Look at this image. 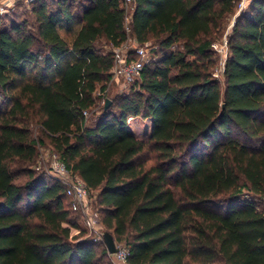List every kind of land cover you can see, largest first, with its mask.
Returning a JSON list of instances; mask_svg holds the SVG:
<instances>
[{
	"label": "trees",
	"instance_id": "trees-1",
	"mask_svg": "<svg viewBox=\"0 0 264 264\" xmlns=\"http://www.w3.org/2000/svg\"><path fill=\"white\" fill-rule=\"evenodd\" d=\"M240 1L34 0L31 24L0 27V264H113L72 236L64 186L31 170L42 148L95 197L127 264H264V0L235 18L214 77ZM129 38L151 43L149 63L98 108Z\"/></svg>",
	"mask_w": 264,
	"mask_h": 264
},
{
	"label": "built area",
	"instance_id": "built-area-1",
	"mask_svg": "<svg viewBox=\"0 0 264 264\" xmlns=\"http://www.w3.org/2000/svg\"><path fill=\"white\" fill-rule=\"evenodd\" d=\"M13 0H0V14L4 11L2 7H8ZM26 3H31L34 0H23ZM126 6L131 4L133 0H124ZM247 1L241 0L238 5L237 15L246 9ZM3 3V5H2ZM129 18H126L125 31L129 33ZM234 24V23H233ZM215 51L223 54L224 59L221 62L222 71L227 55L226 38L222 44L213 45ZM152 50L151 43L139 44L136 40L129 38L120 47L113 49V67L110 71V82H120L123 88H129L139 81L144 67L149 63L150 53ZM97 95H100L99 93ZM87 112L83 116L87 119ZM42 151V150H41ZM47 156L50 163V170L53 178L60 182L65 188V195L68 200L69 209L78 214L84 224V229L87 231V236L91 241L98 243L103 242V230L99 221L97 212L92 208L90 194L83 181L77 176L72 175L65 164L60 160L59 156L47 150ZM74 232V231H73ZM72 232V234H73ZM75 233L74 235H77ZM115 242V241H114ZM115 253L108 255L113 264H127L129 250L124 244L115 242Z\"/></svg>",
	"mask_w": 264,
	"mask_h": 264
},
{
	"label": "rangeland",
	"instance_id": "rangeland-1",
	"mask_svg": "<svg viewBox=\"0 0 264 264\" xmlns=\"http://www.w3.org/2000/svg\"><path fill=\"white\" fill-rule=\"evenodd\" d=\"M247 3H249V1H247ZM3 5V3H2ZM2 9L4 10L1 14H0V27L3 26H9L10 22H22L24 20H26L28 23H32L33 17L31 15V6L24 2L23 0H13L12 3L9 4L8 7H2ZM238 10V7H237ZM237 12L234 14V16L230 17V19L226 22L223 34L220 37H217L216 41L214 42L213 45L215 44H222V42L224 41L225 38H227V35L230 33L232 27H233V23L235 21V18L237 17ZM213 50L215 51V49L213 48ZM216 53V57H217V64H216V69L214 72V77L217 78L218 80L221 81V83H223V77H222V66H221V62L223 61L224 57V51L222 52L223 54H219L215 51ZM151 54V53H150ZM227 56V55H226ZM129 90V88H123L122 84L120 82H108L106 85V90L105 92H103V94L100 96L102 99L99 100L98 102V108L99 107H103L104 108V104H105V100L108 99L111 102L116 100L121 94L127 93ZM100 94V92H98ZM92 117L90 116V114L87 115V124H90L92 122ZM128 126L129 128L135 133L138 134L139 136H142L143 138H146L147 135H149V131H150V122L147 120H142V119H136L134 121H129L128 122ZM31 133L32 136L35 138L39 137V128L35 125L31 126ZM42 150V151H41ZM47 150H49V148H42L40 149L39 153L40 156L38 158V161L36 163V165L34 167H31L32 171L36 174L39 175L41 173L45 174L48 177H52V173L50 170V163H49V159L47 156ZM26 179V177H22L19 181V183L23 182ZM91 202H92V208L95 212L98 211L96 203H95V197L92 196L90 197ZM263 203V202H262ZM98 214V212H97ZM72 218H74L79 226V228L77 230H75L72 234V236H80V234L82 235V231H84V236H82L81 238H79L80 240L86 239V240H91L90 237L87 236V231H85L84 229V224L81 220V218H79L80 216H75L72 215ZM99 216V215H98ZM103 233H105L106 231H104V229L102 228ZM75 233H78L77 235H74ZM101 249V246H98V250ZM112 261V260H111Z\"/></svg>",
	"mask_w": 264,
	"mask_h": 264
},
{
	"label": "water",
	"instance_id": "water-1",
	"mask_svg": "<svg viewBox=\"0 0 264 264\" xmlns=\"http://www.w3.org/2000/svg\"><path fill=\"white\" fill-rule=\"evenodd\" d=\"M110 105H111V101L106 99L105 104H104V110H107ZM103 243L105 245V249H106L107 254L113 255L116 251L115 250V242H114L113 236L110 233L105 232L103 234Z\"/></svg>",
	"mask_w": 264,
	"mask_h": 264
}]
</instances>
